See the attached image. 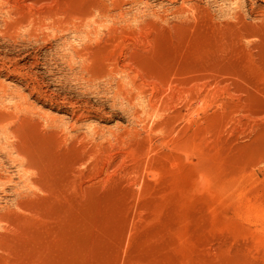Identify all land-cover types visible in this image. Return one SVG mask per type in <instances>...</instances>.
Listing matches in <instances>:
<instances>
[{
  "label": "rangeland",
  "instance_id": "obj_1",
  "mask_svg": "<svg viewBox=\"0 0 264 264\" xmlns=\"http://www.w3.org/2000/svg\"><path fill=\"white\" fill-rule=\"evenodd\" d=\"M0 264H264V0H0Z\"/></svg>",
  "mask_w": 264,
  "mask_h": 264
}]
</instances>
